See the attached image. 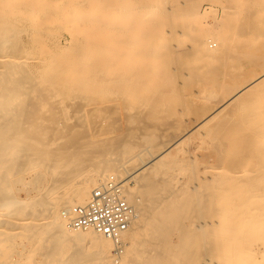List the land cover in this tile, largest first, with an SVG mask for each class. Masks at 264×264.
Instances as JSON below:
<instances>
[{"label":"bare ground","instance_id":"6f19581e","mask_svg":"<svg viewBox=\"0 0 264 264\" xmlns=\"http://www.w3.org/2000/svg\"><path fill=\"white\" fill-rule=\"evenodd\" d=\"M186 2L0 0V264H264V0L217 2L212 28ZM175 18L195 24L184 50ZM150 103L167 123L141 121ZM74 129L103 148L74 164L90 168L81 201L56 203L52 137ZM155 130L130 169L122 153ZM116 178L128 229H70V207Z\"/></svg>","mask_w":264,"mask_h":264},{"label":"rangeland","instance_id":"374dc122","mask_svg":"<svg viewBox=\"0 0 264 264\" xmlns=\"http://www.w3.org/2000/svg\"><path fill=\"white\" fill-rule=\"evenodd\" d=\"M171 1H173L178 8L182 9L181 12L186 13L188 11L187 6H185L186 3H187L186 1H188V0H175V1L171 0ZM193 1L196 4V6H198V8H197L198 11H203L204 9H207V11H208L209 7H211L212 5L214 6V4H216L217 2H222L223 0L222 1L221 0H193ZM208 12H207L208 14H206V16H204L201 19V21H202V23L204 25H206L205 26L206 28H209V27L212 28L214 26V21H215L214 18L219 16L220 10L218 11L217 8L216 9L214 8V11H213V9H209ZM171 22L173 23V25L178 23L172 30L174 33H176L174 41L177 42L176 45L179 47L178 49H180V50L186 49L190 45L189 42H191V39L193 37V32L190 33L191 26L193 25L192 27H195V24H191V26H189V23H186V22L180 23L179 19H176V18L172 19ZM167 30H171V29L166 27V29L164 31H167ZM63 35H64L62 37L63 40H64V37L65 38L68 37V36H66V34H63ZM154 41L156 42V39L153 40V44H154ZM132 42L133 43H132L131 49H133V47L136 45V48H134L133 51L131 50V52L134 53V50H137V48H139V47H137V44H139V43L137 41H135V40H133ZM139 46L142 47V43H140ZM132 64H133L132 60L127 61V63L124 64V66L127 67V68H124V69L125 70H127V69L129 70L130 67H131L130 65H132ZM147 64L148 65H150V64L154 65V68H155L157 66L156 65L157 64V58L153 57L152 59L148 60ZM170 68H175V66L174 65L170 66ZM167 111H168V107H166V106H165V108L162 111H158L153 106V104L150 103V104H148L145 107V109H143L142 113L140 114V117H141L140 119H141L142 122L147 123V124H151V123L160 124L163 116L167 115L166 114ZM168 113H169V111H168ZM157 118H160V119H157ZM164 120H165L164 122L169 120L168 115L165 117ZM122 128L123 127L119 125V130H121ZM155 132H156V130H155ZM156 133H157L158 136H157V140H153L154 143L153 142L151 144L147 143L149 145H147L146 143H140L136 147V150L134 149L133 151L122 153L123 157H126V158L130 157L129 158V159H131L130 165H129L130 169L136 167L140 163L139 158L136 156V154L138 155L139 152H135V151H141V149L142 150L148 149L151 153L154 152V149H151V147H152V145L154 146V144L156 142H158V140H160V138H159L160 131H158ZM47 135H49V134H47ZM83 135H86L84 133V131H79V129H74V130H72L70 132H67V135H66V133H60V134L52 137V139H54V141H55L54 148H53L52 152L55 155L52 154V156H51V158L53 159L52 160L53 162L51 161V164L52 163L53 164H52V167L50 166V169L52 171L50 170V173H48V175H47L48 181H50L49 185H50V187H52V189L50 188L47 193H49L54 198V201L56 203H60L61 201H68L72 197L81 201V198L79 197L78 192L80 191V189L84 185L85 179L87 177V174L90 171V168L88 166L86 168V170H85V169H81L79 167V169H75L74 170L73 169L74 166H75L74 164L76 163L77 165H79L81 163H85V164H93V163H95V161H97V158L95 156L98 155L101 152L102 148H103V143L101 141H99L97 138L88 139V141H86L85 139H81V136L83 137ZM67 144L68 145L71 144V145L68 146ZM143 144L146 145L145 146L146 148L144 147ZM44 146H45L44 144H37V148L36 149L40 150V151H43L45 149ZM140 146H142V147L140 148ZM133 152L136 153V154H133ZM145 153H144V155L140 156V158L142 160H144V159L149 157V154L146 155ZM67 155H70V157L67 156ZM133 155H135V157ZM123 157L119 156L118 158L120 159V158H123ZM143 157H144V159H143ZM62 158L66 159V160L68 159L69 161L68 160L66 161V160H64ZM62 160H63V162H62ZM120 161H122V160H120ZM138 161H139V163H138ZM55 166H56V168H55ZM59 170H62L63 172L59 171ZM63 177H64V179H63ZM58 179L61 180V181H59ZM120 179H122V178H119V179L116 178V181L120 182L121 181ZM17 188H18V190H17L16 194H18L19 197L23 198L24 197L23 190L21 189V187L20 188L17 187ZM91 191L92 190H90V193H91ZM3 212H4L3 214H5V211H3ZM119 248H120V246L119 247L116 246L115 248H113L111 253H113L114 255L116 254L115 256H117Z\"/></svg>","mask_w":264,"mask_h":264},{"label":"built area","instance_id":"2783aa9c","mask_svg":"<svg viewBox=\"0 0 264 264\" xmlns=\"http://www.w3.org/2000/svg\"><path fill=\"white\" fill-rule=\"evenodd\" d=\"M120 191L121 183L114 179L93 188L86 203L70 207L69 228L92 229L115 240L128 229L132 219V209Z\"/></svg>","mask_w":264,"mask_h":264}]
</instances>
